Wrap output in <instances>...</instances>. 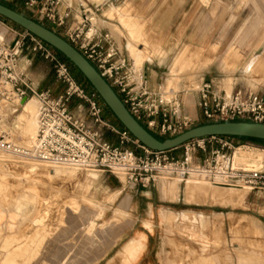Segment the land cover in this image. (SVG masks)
<instances>
[{"label":"rangeland","instance_id":"rangeland-1","mask_svg":"<svg viewBox=\"0 0 264 264\" xmlns=\"http://www.w3.org/2000/svg\"><path fill=\"white\" fill-rule=\"evenodd\" d=\"M10 5L35 20L23 4ZM136 5L142 10L137 11ZM115 7L109 17H117L122 24L123 31L113 27L119 42L124 38L121 49L132 42L142 51L141 61L163 49L165 59L152 60L167 100L173 98L171 90L191 100L204 79H212L224 91L244 87L264 93V0H121ZM140 14L150 22L138 20ZM0 21L5 20L0 17ZM40 24L52 30L47 23ZM7 27L0 29L6 32ZM249 49L251 55L243 56L242 50ZM38 57L42 61L34 67L36 74H46L51 81L56 77L53 64ZM72 76L76 81L80 77L77 72ZM83 85L91 90L86 82ZM21 113L22 109L16 114L13 136L20 144H29L34 128ZM200 125L205 122L195 124ZM108 139L116 142L115 135ZM232 142L249 145L239 139ZM253 148L264 150V145L254 143ZM172 154L180 157L183 150ZM4 156L0 204L10 214L0 225V264H126L130 260L127 248L140 238L143 249L133 264H264V194L243 191L246 197L238 205L226 204L199 192L189 198L188 182H167L179 197L170 194L164 199L161 184L145 189L111 174L80 170L72 177L54 178L53 173L49 179L43 171L42 178L19 172L30 169V161ZM197 157L204 155L197 153ZM165 212L177 216L163 217ZM202 218L211 224L202 226ZM255 223L261 227L255 228Z\"/></svg>","mask_w":264,"mask_h":264},{"label":"built area","instance_id":"built-area-1","mask_svg":"<svg viewBox=\"0 0 264 264\" xmlns=\"http://www.w3.org/2000/svg\"><path fill=\"white\" fill-rule=\"evenodd\" d=\"M0 3L23 4L38 23L45 22L52 31L71 44L121 98L130 114L159 139L175 138L195 126L196 121L181 116L178 93L150 89L144 68L138 67L126 51L105 32L90 12L82 8L77 26L70 28L71 7L61 14L63 0H0ZM0 26L7 27L5 21ZM0 29V153L22 162L32 160L52 167H72L84 172L107 173L122 178L128 185L157 188L164 182L186 184L188 181L213 187L264 194V157L260 166L241 162L238 151L258 150L254 142L240 146L228 137H209L190 141L177 150L155 152L145 148L129 132L119 130L104 116L103 101L93 90L83 89L67 64L49 45L17 27ZM9 32V33H8ZM17 36L12 39L11 36ZM25 52L50 61L58 82L65 86L61 95L39 91L24 75L21 61ZM198 109L205 124L250 123L264 126V93L241 87L228 95L214 81H203L196 92ZM35 99L39 105L37 134L30 148L12 138L13 118L24 101ZM79 101L73 108L72 102ZM118 137L113 144L108 135ZM240 140V139H239ZM135 146L139 155L128 147ZM264 154V150H258ZM202 153L204 157H197ZM261 154V155H262Z\"/></svg>","mask_w":264,"mask_h":264},{"label":"water","instance_id":"water-1","mask_svg":"<svg viewBox=\"0 0 264 264\" xmlns=\"http://www.w3.org/2000/svg\"><path fill=\"white\" fill-rule=\"evenodd\" d=\"M0 17L32 34L62 54L85 77L121 126L141 145L151 151L169 152L177 150L190 141L209 137L264 141L263 125L232 122L200 125L175 138L161 140L151 134L130 114L118 94L93 65L61 36L29 16L2 3H0Z\"/></svg>","mask_w":264,"mask_h":264},{"label":"crops","instance_id":"crops-1","mask_svg":"<svg viewBox=\"0 0 264 264\" xmlns=\"http://www.w3.org/2000/svg\"><path fill=\"white\" fill-rule=\"evenodd\" d=\"M121 1V0H119ZM117 0H63V6L60 9L61 14H64L66 12L67 7H71V15L70 18L68 20V24L70 28H74L77 26V21L76 20H80L81 17V13H82V8H85L88 12H90V18H93L95 21H97V25L102 28L105 32H110L112 34V36L114 37L116 43L118 44V46L121 48V44L123 45L124 42V38L122 39V37L120 38V42L117 38V35L115 34L113 27L118 26L120 28V31H123L122 28V24L119 22V19L117 17H115L114 19H111L109 17V14L113 11H115L117 9V7H115L116 4H118ZM135 9L137 11H141L142 7H139L136 5ZM141 21H148L150 22V19L146 18L143 14H140L139 19ZM19 32H22L21 29H18ZM9 33V32H8ZM12 39H16L17 36H11ZM126 40V39H125ZM251 41H256V39H251ZM129 44V45H128ZM128 44H125V48L122 50H127L129 51L130 55L133 58H136L133 55V50L131 51V49L129 48L130 45L133 46V49L135 50L136 47L133 45L132 42H128ZM136 51L139 53V55L142 58V51L141 50H137ZM135 51V52H136ZM127 52V51H126ZM157 52V53H156ZM154 53V56L152 57H148L146 58V60L141 61L139 59V61L135 62L139 65H142V67L144 68V72L146 75V78L148 80V84L149 87L152 91L154 92H160V93H165V88H163V86H161L159 84L160 81H162V77L160 80L159 77V72H157V68L156 65H153V60L152 58L155 57L156 59L159 58L160 59H165V53L163 51V49H158V51H156ZM251 49L249 50H242V55L249 57L251 55ZM143 59V58H142ZM148 59L152 60V62L147 61ZM38 61H42V58L38 57L37 55H33L32 53H28L26 54V56L22 59L21 61V68L24 72V75L27 77V79L33 83V85L35 87H37V89L39 91H51L54 95H61L64 90H65V86L63 84H61L60 82L57 81L56 77L53 75L51 81H48L47 75L46 74H36L34 67H36V64ZM263 64V62H262ZM253 65V64H252ZM250 65L249 68H247L246 72H250V69L252 68ZM201 66V65H200ZM200 66L198 67V70L200 71ZM209 68V65L203 70H207ZM71 72V71H70ZM171 72H172V66H171ZM72 73V72H71ZM73 74V73H72ZM203 81H213L211 80H203ZM228 81V80H227ZM226 81V82H227ZM78 82V81H77ZM225 82V83H226ZM172 81H168V86L172 85ZM83 89H85L87 92L91 93L93 92V89L89 90L87 86L83 85V83H78ZM226 85V84H225ZM227 89V88H226ZM234 90V89H232ZM173 91V90H171ZM192 96V97H191ZM191 100L188 101V99H183L180 96H178V98L176 99L180 105H181V111L180 114L181 116H186V117H190L192 119H194L196 121V123H204L203 118L199 117L198 112L201 115L200 110L198 109V100H199V96L197 95V93L191 94ZM186 102L188 104H186ZM26 104V102H23L22 107L19 108L22 109V111L24 110L23 105ZM79 104V101L74 100L72 102V107L75 108L77 105ZM102 106L104 107V116L106 119H108L112 125H114L116 128H118L119 130H124L123 127H121L118 123V121H114L112 118L113 115H111L110 111H108L107 107L104 105V103H102ZM189 109V112H185V109ZM19 112V111H18ZM17 112V113H18ZM16 113V114H17ZM186 113V114H185ZM16 114L13 118V126L14 127V123H15V119H16ZM113 135H108V137H112ZM111 139V138H110ZM116 142H112L115 145H118V137L116 136ZM129 149H131L132 151L136 152L139 155H142L143 152L136 148L135 146H130L128 147ZM161 195L164 199L168 198L170 196V194H173L175 197H179L177 196V194L172 192L173 190V186L172 183H166L164 182V184H161ZM187 185V184H186ZM18 211H22L21 207L17 208ZM9 211H7L1 204H0V217L3 218V221L0 225H3L5 223V219H7L9 217ZM17 214H20V212H18ZM166 214H171L174 216H177L175 213L173 212H165L163 214V217H165ZM186 214H183V216ZM198 217H204L203 215H199ZM14 220V219H13ZM141 239V238H140ZM139 239V240H140ZM139 240L135 241L132 245H130L127 248V253H129V258L130 260L126 263V264H133L138 260V256L140 255V253L142 252L143 249V243L140 245L139 244ZM143 239H141L142 241Z\"/></svg>","mask_w":264,"mask_h":264},{"label":"bare ground","instance_id":"bare-ground-1","mask_svg":"<svg viewBox=\"0 0 264 264\" xmlns=\"http://www.w3.org/2000/svg\"><path fill=\"white\" fill-rule=\"evenodd\" d=\"M129 45V44H128ZM131 49V51L133 50V55L136 57V61L142 60L141 56L139 55V53L136 51V49H133V46L130 45L129 47ZM136 51V52H135ZM136 64V62H135ZM137 66L139 64H136ZM139 67V66H138ZM227 91V89H226ZM233 92V90L231 91V89H228L227 94L230 95ZM24 110L22 111V113L20 114V117L26 122V120L30 121L31 123V127L32 129L34 128V138L32 140L35 139L36 134H37V113H38V108L39 105L37 103V101L35 99L30 100L29 102H27L26 104L23 105ZM35 116V119H34ZM19 127V126H18ZM17 127V128H18ZM13 134V133H12ZM16 134V133H15ZM25 135L28 136V131L25 132ZM31 134V136H33ZM12 138L14 140V142L16 144H20L19 142L15 141L14 136L12 135ZM25 148H30L33 145V141H31V143L29 144H20ZM256 152L254 153H248L246 151H243L242 149H240L238 151V157L240 159L241 162L247 163V164H254L257 167L260 166L261 160H262V155H260V152L258 150H255ZM3 157H5L4 155H0V161H4ZM9 157V156H8ZM33 162H29L30 164L33 163L30 167V169L28 170H19L20 173H27L29 172L30 174H32V176H42L41 174L44 172H46V175L49 179V177L54 173V178L55 176H61V177H72L73 175H75L77 169L76 168H72V167H64V166H56L54 168L49 169L48 167L46 168V164L43 163H39L36 162L34 160H32ZM14 162V161H11ZM17 163V162H15ZM21 163V162H20ZM28 163V164H29ZM22 164V163H21ZM41 165V166H40ZM17 169V168H16ZM94 173V172H92ZM29 174V176H31ZM25 175V174H24ZM49 175V176H48ZM93 177H96L95 174H91ZM39 176V177H40ZM37 178V177H36ZM43 178V176H42ZM52 178V176H51ZM53 178V179H54ZM56 180V179H55ZM177 183V182H176ZM164 184V183H162ZM187 190L186 193L188 194L189 198H193L191 197L192 195L194 196L195 193L199 192L201 194H203L205 197H207V199L212 200V201H224L226 204H237L240 203L243 199H245L246 194L243 192V190H236V189H230V188H225V187H214L213 189L210 188L208 185L204 184V183H199V182H195V181H188L187 183ZM206 186V187H205ZM179 189V188H178ZM246 192V191H245ZM247 193V192H246ZM179 194V193H178ZM177 194V195H178ZM238 205V204H237ZM186 216L191 218V214L188 215H184V217L186 218ZM174 217V215H173ZM189 220V219H188ZM193 220V219H192ZM191 221V220H190ZM194 221V220H193ZM195 221H197V219H195ZM257 222V221H256ZM191 223V222H190ZM208 220L207 219H203L201 220V224L202 226H208ZM211 224V223H210ZM255 228H260L261 226L257 223L254 224ZM207 228V227H206ZM209 229V228H208ZM263 232H264V228H262ZM142 239V238H141ZM141 239L139 240V244H142ZM178 263V262H177Z\"/></svg>","mask_w":264,"mask_h":264},{"label":"trees","instance_id":"trees-1","mask_svg":"<svg viewBox=\"0 0 264 264\" xmlns=\"http://www.w3.org/2000/svg\"><path fill=\"white\" fill-rule=\"evenodd\" d=\"M5 6H7V7H9V8H11V9H13V10H15V8H14V6H12V5H10V4H7V3H3ZM5 20V19H4ZM6 22H8V23H10L9 21H7V20H5ZM10 24H12V23H10ZM13 26H15V27H17L16 25H14V24H12ZM17 28H19V27H17ZM19 29H21V28H19ZM22 30V29H21ZM58 54L60 55V56H62V59L68 64V66H69V68H70V70H71V72L72 73H74V72H77L79 75H80V77H78V78H76L77 79V81H78V83H83V82H86V84H88L90 87H91V89H93L92 88V86L88 83V81L85 79V77L77 70V68H75V66L73 65V64H71L62 54H60L59 52H58ZM119 123V122H118ZM119 125L121 126V124L119 123ZM122 127V126H121ZM235 139H240V140H242V141H251V142H254V143H258V144H262V145H264V141H259V140H252V139H243V138H235ZM161 140H163V139H161Z\"/></svg>","mask_w":264,"mask_h":264}]
</instances>
